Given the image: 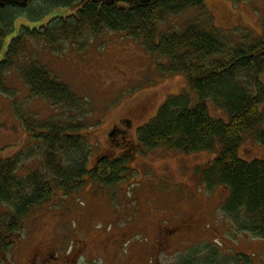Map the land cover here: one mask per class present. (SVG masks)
I'll list each match as a JSON object with an SVG mask.
<instances>
[{
  "label": "rangeland",
  "instance_id": "374dc122",
  "mask_svg": "<svg viewBox=\"0 0 264 264\" xmlns=\"http://www.w3.org/2000/svg\"><path fill=\"white\" fill-rule=\"evenodd\" d=\"M203 13L210 15L232 42L241 39L244 29L255 37L263 35L264 0H205L203 12L188 9L156 22L159 40ZM23 22L26 20L20 18L17 25ZM13 36L5 43V51ZM24 52L18 61L40 63L88 102L83 117L71 115L69 110L63 114L62 108L55 109L49 101L34 96L17 71H8V93L0 91V161L30 148L21 159L18 174L25 177L42 167L37 142L17 115L22 109L42 125L57 116L61 120L67 115L68 123L78 120L83 126L79 133L89 145V170L102 154L116 159L124 153L128 170L113 186L100 187L89 178L75 192L55 189L48 201L21 219L3 264H27L30 250L38 246L49 249L57 257L56 264H264V239L242 231L235 216L222 207L229 190L205 182L204 169L217 153L144 151L140 145L132 151L138 144L139 128L155 117L170 96L187 91L194 103L198 101L183 75L162 70L167 58L149 53L142 40L119 32L91 37L81 48L67 43L59 46L58 52L28 40ZM209 107L213 117L228 119L212 103ZM121 120L129 124L123 127ZM113 127L125 129L126 134L111 133ZM109 138L114 145L124 142L116 147L109 145ZM244 138L240 157L249 162L264 160V146L253 132ZM13 220L11 206L0 201V231L7 237ZM163 228L174 236L164 244Z\"/></svg>",
  "mask_w": 264,
  "mask_h": 264
},
{
  "label": "trees",
  "instance_id": "16d2710c",
  "mask_svg": "<svg viewBox=\"0 0 264 264\" xmlns=\"http://www.w3.org/2000/svg\"><path fill=\"white\" fill-rule=\"evenodd\" d=\"M188 9L203 12L205 0H0V91H8L7 72L15 70L34 96L49 101L55 109L62 108L63 114L69 110L83 117L88 100L74 94L40 63L18 61L25 55L22 50L27 41L58 52L67 43L81 48L89 38L104 32L142 40L149 53L168 59L161 67L164 72L186 78L198 101L194 103L187 91L170 96L155 117L139 128V143L149 151L217 153L204 169L205 182L210 187H226L225 212L235 216L243 231L264 239V160L249 162L239 153L245 134L251 132L264 146V32L255 37L244 29L235 43L203 13L159 40L156 22ZM20 18L26 22L18 26ZM10 35L14 36L5 51ZM209 103L228 119L213 117ZM17 115L37 142L42 167L25 177L18 174L30 148L0 161V201L9 204L14 215L10 231L19 232L20 220L48 201L55 189L75 192L89 178L97 185L112 186L127 172L126 155L118 159L101 156L88 169L89 145L79 133L83 126L78 120L71 118L68 123L67 115L61 120L57 116L42 125L22 109ZM9 249L8 238L0 231V264Z\"/></svg>",
  "mask_w": 264,
  "mask_h": 264
},
{
  "label": "flooded vegetation",
  "instance_id": "af4514ba",
  "mask_svg": "<svg viewBox=\"0 0 264 264\" xmlns=\"http://www.w3.org/2000/svg\"><path fill=\"white\" fill-rule=\"evenodd\" d=\"M125 124H129V121L128 122L126 120H121L120 121V125L121 126L124 127ZM112 132L115 135H117V136L119 135V137L126 134V130L123 129V128H120V127H113L111 129V133ZM109 139H111V138H109ZM109 139H107V141H108V143L110 145V143H112L113 141H112V139L109 141ZM120 141H121V138H120ZM123 142H124V139H122L121 143H123ZM121 143H116L115 145L113 143L112 144L114 146H116V147H119ZM137 145L138 144H135L134 145V147H133L134 149H132V151H134L137 148ZM123 155H126V154L124 153ZM162 230H164L166 232L161 237L162 243L164 244L166 241H169V238L174 237V236H173V232L169 231L168 228H163ZM12 233H15V232L12 231L10 233L11 235H9V237H7L8 238V241H9V247H11L12 244L14 243V239H13V236L14 235ZM160 234H161V232L159 233V235ZM10 242H12V243H10ZM162 250H165V246L162 247ZM30 251L31 252L28 255L27 264H56L57 263V257L54 256L49 249H45V248H43L41 246H38V247L32 248Z\"/></svg>",
  "mask_w": 264,
  "mask_h": 264
},
{
  "label": "bare ground",
  "instance_id": "6f19581e",
  "mask_svg": "<svg viewBox=\"0 0 264 264\" xmlns=\"http://www.w3.org/2000/svg\"><path fill=\"white\" fill-rule=\"evenodd\" d=\"M242 150V149H241Z\"/></svg>",
  "mask_w": 264,
  "mask_h": 264
}]
</instances>
